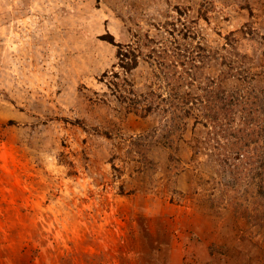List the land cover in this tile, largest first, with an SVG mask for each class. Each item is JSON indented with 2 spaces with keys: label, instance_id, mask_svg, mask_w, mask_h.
I'll use <instances>...</instances> for the list:
<instances>
[{
  "label": "rangeland",
  "instance_id": "374dc122",
  "mask_svg": "<svg viewBox=\"0 0 264 264\" xmlns=\"http://www.w3.org/2000/svg\"><path fill=\"white\" fill-rule=\"evenodd\" d=\"M106 34L141 46L128 81ZM217 85L247 104L216 137ZM152 91L193 115L144 114ZM248 113L264 126V0H0V264H260L264 140L230 134Z\"/></svg>",
  "mask_w": 264,
  "mask_h": 264
},
{
  "label": "trees",
  "instance_id": "16d2710c",
  "mask_svg": "<svg viewBox=\"0 0 264 264\" xmlns=\"http://www.w3.org/2000/svg\"><path fill=\"white\" fill-rule=\"evenodd\" d=\"M187 36V34H184ZM103 39L109 41L112 44L117 45L118 47V52H117V57H118V62L117 66L122 69L124 72V81H128V74L131 73L134 69H136L139 65V59L141 57V54H143V51L141 50V46L134 47L131 44H126L123 45L121 43H118L115 41L114 36L111 34H106L102 36ZM146 43L145 45L147 46H153L154 53L157 54V56L160 57H165L167 58L171 52L168 49V47L165 44H159L156 42V40L151 39V38H146ZM155 44V45H152ZM205 55V54H204ZM205 57V56H204ZM107 75V74H105ZM121 73L120 72H114V77L117 79H121ZM120 81H115L114 86L118 90H122L123 88L121 87ZM134 93V92H132ZM152 96L150 98V102H148L147 106H143L144 111L143 113H151L154 110L162 111L164 112V115L166 117H170V120H176L178 118L186 119L189 118L190 116L193 115V110L191 109L192 107H187V105L190 104V100H188L185 96H182L180 92L175 91L172 96H163L162 94H158L157 92H150L149 94ZM147 99L146 94L143 95H138L137 98L134 99V102L128 103V98L125 92H122L120 94V99L122 102L127 104L128 110H133V109H138L139 110V105L137 103H140L142 101V98ZM160 97L161 101L165 104H157L155 102L156 98ZM195 101L197 102L200 98H194ZM203 101V99H201ZM205 101V107L208 109V117L214 125V129L211 131L216 137L218 134L222 133L224 131L223 128V120L224 118H230L231 113L234 112L233 108L234 105L237 104H242L245 105L247 104V101H245L244 96H242L240 93H231L227 92L224 90L223 87L220 85L214 86L212 90L207 94V98ZM249 103V101H248ZM250 115V116H249ZM244 122V126L240 127L239 129L230 132V134H233V136L236 137L237 142L236 144L242 149L246 145L249 146L250 140L253 137L261 136L262 139L264 140V126H261L260 123V118L258 115L254 114H249L246 116ZM198 118L195 120V125L197 126ZM260 128V129H258ZM262 128V129H261ZM227 133L228 137L230 135ZM232 137V136H231ZM260 137V138H261ZM218 141V138H217ZM258 141V140H255ZM202 145H204V142H201ZM229 144V143H228ZM201 147V146H200ZM263 147H264V141H263ZM228 150V147H226V150L224 153H226ZM241 151V150H240ZM231 156L229 154L225 155L226 160H230ZM260 193H264V184L261 185V188L259 190ZM260 264H264V253L262 255V258L260 260Z\"/></svg>",
  "mask_w": 264,
  "mask_h": 264
}]
</instances>
